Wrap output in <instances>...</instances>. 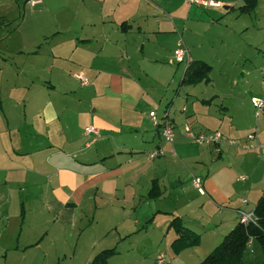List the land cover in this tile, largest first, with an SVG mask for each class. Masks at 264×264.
Returning <instances> with one entry per match:
<instances>
[{"label":"crops","instance_id":"crops-1","mask_svg":"<svg viewBox=\"0 0 264 264\" xmlns=\"http://www.w3.org/2000/svg\"><path fill=\"white\" fill-rule=\"evenodd\" d=\"M190 1L69 0L60 18L66 25L80 21V35L55 31L48 40L52 45L29 50L31 67L21 79L16 74L6 96L0 93V212L19 210V220L6 237L13 244L0 251L3 264L54 259L61 264L74 258L89 264L108 249L116 254L107 264L115 258L133 259L134 264L150 259L153 264H199L239 223L238 211H253L264 192V119H255L252 99L261 95L264 67L246 101L239 93L219 101L213 89L211 96L195 92L201 84L212 85L210 76L208 83L185 86L187 106L180 114H171L172 101L162 111H170L175 140L170 144L149 120L156 110L148 95L158 88L148 84L154 79L148 68L177 64L173 53L182 40L187 39L193 53L200 47L194 43L202 17L190 11ZM210 1L212 5L201 7L220 9L226 3ZM257 2L258 24L264 29V0ZM227 3L226 10L234 9L233 2ZM184 21L192 28L183 26L176 34ZM165 42L172 43L169 52ZM188 54L190 61L205 62ZM6 63L3 59L2 67ZM184 70L176 82L177 67L168 82L176 84L175 94L183 88L179 82ZM154 80L167 88L166 78ZM76 81L89 91L64 88ZM231 82L225 79L227 89L233 88ZM87 126L99 132L91 144L84 134ZM186 129L196 134L218 131L227 140L254 133V146L243 150L223 142L219 151L211 146L194 149L184 142ZM153 152L159 154L151 157ZM165 155L170 158L161 162ZM188 167L193 180L201 181L202 194ZM153 181L161 195L150 199ZM158 216L163 219L156 224ZM176 217L199 237L197 246L179 253L172 250L177 235L169 228Z\"/></svg>","mask_w":264,"mask_h":264},{"label":"rangeland","instance_id":"rangeland-1","mask_svg":"<svg viewBox=\"0 0 264 264\" xmlns=\"http://www.w3.org/2000/svg\"><path fill=\"white\" fill-rule=\"evenodd\" d=\"M212 1L215 2L216 0ZM219 1L226 2L223 4V8L203 9L201 6H196V4L190 5V11L192 12V10H195L197 12L196 15L202 17L201 24L198 22L200 26L199 31L201 33L197 34L199 39L198 42L194 43H198L200 47L197 49V53H193L194 51H191L187 39L185 41L182 40V42L189 50L192 57L203 58V60L211 66L212 72L210 78L211 84L213 85V88H211L212 85L205 86L204 84H201L199 86L200 88H196L194 91L199 92L200 94L203 93L205 96H211L213 89L215 94H217L219 101L223 96L227 98L230 94L239 93L240 98L246 101V99H248L250 86L256 84L259 70L264 67V29H261V26L258 24L256 9L250 15H239L237 8L242 5L241 2L235 0ZM15 2L16 0H0V15L4 17L0 19V93L4 94V96H6L16 84L17 81H14L18 76L16 74H20L19 79H21L23 72L28 66L31 67L28 60L29 50L36 49V46H41V44L52 45L50 44L51 42H48V40L51 39L50 36L52 35V32L59 31L72 34L70 30H75L77 32L76 36H78L81 32L80 27L83 26L78 20H71L70 25H66L65 21L63 22L61 20V14L66 13V10L70 7L68 4L69 0H41L39 5L34 6H31L29 3H26L24 6V0H21L19 1L18 10ZM227 2H233L234 9L226 10L224 6L228 4ZM160 15L161 14H159V16ZM226 15L228 18H225ZM5 18L7 19L5 20ZM179 26L180 27L176 29V34H181V28L183 26L186 30L188 26L189 28H192V24H188L186 21ZM47 32L50 33L46 35ZM45 35L49 38L44 39ZM65 36H68V33H66ZM170 39H174V37H171ZM64 41H68V39ZM64 41L62 43H65ZM178 41H180L179 38ZM171 44V42H165V50L167 52H169L168 50L170 49ZM251 45H254L255 47H251ZM3 59L7 60V63L2 67ZM177 67L179 68V72L175 76L177 82L179 73L185 68V64H175L173 62L169 68H148V74L151 78L155 79L160 76L161 78H166L167 81L165 84L167 88L154 79H149L147 81L148 84H151V87L155 86L158 88V90H154V94L148 95L149 99L155 104L153 109L156 110L157 115H162V111L165 109V106L169 101H172V104L169 106V108H171L169 109L171 110V114L175 113L178 115L180 114L179 109L183 105L187 106V103L185 102L188 97L184 94V89H186V87L181 88L180 92L175 94L174 89L176 87V82L173 81L175 82V85L168 83ZM247 72L250 73L245 75ZM243 75L246 76L245 79H240ZM225 79L232 81L231 83H233V86H229H232L233 88H226ZM234 82L237 83V86L235 87ZM20 83L21 80H18L17 84L19 85ZM64 88L71 91H78L80 92L79 94H84V92L89 91L86 87L80 88L77 81L72 84H65ZM161 89L166 90L167 93ZM147 91L151 92L152 90L148 88ZM163 94V99H160L159 97ZM188 101L190 102L192 99L190 98L187 102ZM169 110H167V112L170 113ZM210 133L212 132H206V134ZM245 138L246 137H244V139ZM174 141L175 140H173V142ZM184 142L194 149L198 148L191 144L187 138L184 139ZM169 158V155H165V158L161 162H166ZM176 159L179 160L178 157ZM188 168L189 178L191 179L193 174L192 168ZM193 179L194 177H192V180ZM18 214L19 210L17 209H7L0 212V251L4 247L5 250L13 244L12 242H7L9 238L6 237L9 236L8 232L14 223L19 220ZM162 219L161 216H158L155 219V223L158 224ZM5 226H7L6 229ZM254 243L248 247L245 258L246 264H261L262 262L260 249L257 244ZM128 256L133 257L134 255L125 254L122 257ZM116 259H119L120 262L118 261L116 263ZM60 262L61 264H83V260L78 258L71 260L66 259L65 261ZM56 263L57 261L55 259L54 261H46V264ZM127 263L134 264V260L115 258L111 264ZM0 264H3L1 253ZM146 264H153L152 259H150V261L148 260Z\"/></svg>","mask_w":264,"mask_h":264},{"label":"trees","instance_id":"trees-1","mask_svg":"<svg viewBox=\"0 0 264 264\" xmlns=\"http://www.w3.org/2000/svg\"><path fill=\"white\" fill-rule=\"evenodd\" d=\"M235 1H242L243 3L237 8L239 15L251 14L258 6L257 0ZM211 69V66L205 62L189 61L185 67L179 86H195L200 83H208ZM160 195L161 191L158 184L156 181H153L148 198L155 199ZM253 214L255 217L254 224L243 225L239 222L199 264H246L244 256L250 241L255 242L259 247L262 254L261 264H264V192L257 201ZM21 218H23L22 213ZM169 228L173 229L177 235V238L171 245L174 253H179L181 250L199 244L198 235L183 227L179 218H173L169 224ZM115 254L116 251L114 249L100 251L89 264H107V260Z\"/></svg>","mask_w":264,"mask_h":264},{"label":"built area","instance_id":"built-area-1","mask_svg":"<svg viewBox=\"0 0 264 264\" xmlns=\"http://www.w3.org/2000/svg\"><path fill=\"white\" fill-rule=\"evenodd\" d=\"M28 3L31 6L39 5L41 0H29ZM190 3L196 4L198 6L207 7L212 5L210 0H191ZM174 61L177 64H185V67L190 61L189 54L187 48L179 42L177 44L176 49L174 50ZM78 79L81 81L82 85H85L86 80L81 75L78 76ZM261 95L259 97H255L252 99V105L254 108V117L255 119H264V73L261 77ZM150 120L155 127H159L160 135L162 139L167 143H172L174 140V132H173V124L171 119L168 116L167 112H164L161 118H158L156 113L150 112L149 113ZM85 136H90L91 140L88 144L94 143L99 138V132L94 126H87L84 129ZM186 138L189 142L197 147L203 146H211L216 151H219L218 146L221 145L223 142L228 143L231 146H238L243 150L252 149L254 146L252 143L255 140V134L251 133L247 135L245 139L242 140H227L221 133L218 131L212 132L210 134H196L189 129H186ZM159 152H153L151 157H156ZM194 186L199 193L202 194V185L199 179L193 180ZM238 220L241 224H254L255 217L253 211L251 212H243L238 211ZM160 261V260H159Z\"/></svg>","mask_w":264,"mask_h":264}]
</instances>
